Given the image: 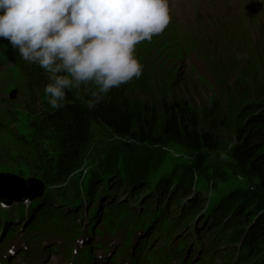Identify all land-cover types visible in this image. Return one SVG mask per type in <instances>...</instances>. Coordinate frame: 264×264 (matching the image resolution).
Instances as JSON below:
<instances>
[{"label": "rangeland", "instance_id": "374dc122", "mask_svg": "<svg viewBox=\"0 0 264 264\" xmlns=\"http://www.w3.org/2000/svg\"><path fill=\"white\" fill-rule=\"evenodd\" d=\"M170 1H173L170 4V25L151 41L138 44L137 56L148 69L143 71L141 77L152 81V86L148 87L150 92L146 96L142 94L141 89L135 88L134 93L143 100L158 103L159 106H162L163 95L176 102L177 108H183L197 117V125L201 129L210 127L211 132H208L210 129L206 132L215 134L216 145L203 146L200 150L193 149L192 146L180 144L172 137H166L161 126L149 141L116 137L114 132L106 129L107 127H99L90 145L84 149L77 168L65 175L64 182L55 184L53 189L58 194L62 189L68 190V181L94 174L98 179L100 174L110 170H119L125 176L128 175L132 186L139 191L149 185L148 177L151 173H157L159 184L168 187V182L172 180L195 179L206 187L201 193L199 191V195L202 194L205 199L204 204L208 202L206 197L212 194L211 199L220 205L221 211H235L227 221L228 229L224 231L229 235L227 247H234L245 239L243 232L238 229L244 220L238 219L237 215L241 212L259 213L264 207V182L253 179L246 166L234 157L238 143L245 137H251L248 134L252 132L249 118L264 109V57H257L255 51H248L250 46L255 45L259 46L257 51L264 54V1ZM210 23L217 27L219 33L213 32V25L210 26ZM22 82L14 76L0 77L1 106L8 104L6 97L10 95L11 90L18 89L19 102L17 106L11 105L17 121L23 117L21 115L24 117L20 121L26 119V115L33 116L32 109L41 112L55 110L47 102L44 87H31L32 90H28ZM86 88L81 86L71 91L77 98L84 99ZM241 92L243 95L239 94ZM219 108L223 109V112ZM217 115L222 117L218 119ZM211 119L216 128L209 124ZM23 123L32 126L31 120ZM45 137L46 135L38 141L41 144L40 150L42 156L46 153L51 156L52 167L56 170L60 167L58 160L62 150L54 139H44ZM0 144L4 145L2 142ZM12 144L13 141L8 148L0 147V173L39 179L41 171H38L39 165L35 164L43 163L40 156L26 151L27 148ZM199 157L202 158V164L197 167ZM215 173H222V177H213ZM70 174L73 175L72 178ZM28 200L25 202L26 210L31 202ZM176 200H179V197L175 193L170 198L175 212L178 211V208H174L177 207ZM5 208L7 209H0V228L3 223L14 221L12 218L3 219L4 211V217L15 216L13 212L8 211L11 206ZM21 218L22 216L16 221L17 225ZM124 230L125 228L118 229L116 235L121 236ZM94 241H100V238L95 237ZM53 245L57 247V251ZM77 246L81 249L82 244L78 242ZM10 248L14 249L15 254L10 255ZM21 249H29L28 256L24 257L20 253ZM92 251L98 258L104 255L103 247L93 248ZM81 254L80 250L72 260L71 255L67 256L65 245H62L61 239L56 236L41 238L35 248L30 250L25 238L22 239V235L18 233L0 252V256L10 264H80ZM221 261L222 259L218 262Z\"/></svg>", "mask_w": 264, "mask_h": 264}, {"label": "clouds", "instance_id": "9594fccd", "mask_svg": "<svg viewBox=\"0 0 264 264\" xmlns=\"http://www.w3.org/2000/svg\"><path fill=\"white\" fill-rule=\"evenodd\" d=\"M172 22L170 0H0V39L47 74L53 109L91 85L88 107L143 75L137 45Z\"/></svg>", "mask_w": 264, "mask_h": 264}, {"label": "trees", "instance_id": "16d2710c", "mask_svg": "<svg viewBox=\"0 0 264 264\" xmlns=\"http://www.w3.org/2000/svg\"><path fill=\"white\" fill-rule=\"evenodd\" d=\"M146 67L144 65V70L148 71ZM32 69L35 70H33L34 73L31 72ZM25 72L35 78L33 79L35 87H44L49 82L47 74L38 65L31 64ZM150 81L145 77H140L128 84L113 88L103 101L93 108H89L87 103L91 91V87L88 86L85 89L84 99L77 98L71 90H67L64 107L46 112L37 110L45 114V123L41 125L43 128L48 127L45 138L54 139L62 150L58 160L60 167L54 170L51 156L47 153L42 156V150L38 149L37 154L41 153L40 159L43 163L35 164V166L39 165L38 171H41L40 176L47 186L62 184L63 179L66 178L65 175L77 168L84 149L90 145L99 127H107L106 129L114 132L116 137L149 141L152 134L161 126L166 137H172L180 144L185 143L193 149L200 150L203 146L216 145L214 144L215 134L208 133L211 132L210 127L201 129L197 125V117L183 108H177L176 102L168 100L163 95L162 106H159L156 102L137 97L134 93L135 88L141 89L142 94L148 96L150 92L148 87L152 86V81ZM239 94L243 95L242 92ZM32 110L36 114V109ZM219 110L223 112V109L219 108ZM220 117L222 116L217 115L216 118L220 119ZM209 124L216 128L213 120ZM249 124L252 132L248 134L251 137H245L242 142L238 143L235 156L240 163L246 166L253 179L264 182V109L251 115ZM207 130L209 131L206 132ZM199 163L201 165V160ZM69 176L73 177L71 174ZM76 180L79 181V179ZM76 180L73 181L74 186L79 184ZM247 220L251 221L252 218L248 216ZM253 238L264 244V216L256 222Z\"/></svg>", "mask_w": 264, "mask_h": 264}, {"label": "bare ground", "instance_id": "6f19581e", "mask_svg": "<svg viewBox=\"0 0 264 264\" xmlns=\"http://www.w3.org/2000/svg\"><path fill=\"white\" fill-rule=\"evenodd\" d=\"M211 25H213L212 23H210V26ZM214 26V25H213ZM212 26V27H213ZM4 40V39H3ZM10 52L11 51H9L8 52V54H9V56L8 57H11L10 56ZM26 75H28L26 72H24ZM29 76V75H28ZM24 82H27L26 80H24ZM32 127V126H31ZM25 132H26V130H25ZM19 137H20V140L22 141V137L23 136H21V134H20V132H19ZM19 178L20 179H23L24 181H25V184H26V190L27 191H29V190H34L36 187H38L39 185H41L42 187H46L47 186V183L40 177L39 179L38 178H32V179H30V180H28V181H26L25 180V178L24 177H22V176H19ZM84 178V177H83ZM82 178V179H83ZM82 179H79V184L78 185H76V186H74L73 187V189H72V192H71V194L73 195V196H75V195H80V193L83 191V188L87 185V182L86 181H84V182H82ZM97 181V183L98 184H102V183H104L103 181H100V180H96ZM15 183H17V182H15ZM18 184V183H17ZM89 187H93L92 185H90ZM48 188L50 189L51 188V186H48ZM143 190V189H142ZM108 196H109V192H105V193H102L101 194V197L102 198H104V199H107L108 198ZM81 197V196H80ZM41 198H49V194L47 193V191H45L44 193H40L39 195H37V196H35V197H33V198H30V200H31V202H33V203H35V204H37L38 205V207H36L35 208V211L33 212V215L35 216V213H41L42 215H43V222H42V224L43 223H48V222H53V221H56L57 222V227L59 228V230H60V232L63 234V236L64 237H68L69 238V235H70V233H71V230L69 231V230H66V228L68 227V228H70L71 229V223H77V224H80V222H81V220H82V218L81 217H83V216H80V215H78L79 213L75 210L76 208V206H73V205H69V204H67L66 202L65 203H63V204H61V210H58L57 211V214H58V217H59V219L58 218H51V217H49L48 216V214H45V213H43V211H44V208H43V205H42V203L41 202H39V200L41 199ZM93 200V199H92ZM18 201V200H17ZM90 202V201H89ZM89 202L87 203V205H89ZM21 208V210L22 209H24V208H26L25 206H21V207H19L18 205H15V209L14 208H10L9 209V211H14V210H16V212L14 213L15 214V216H10L9 218L11 219H14V221H13V223L15 224V225H12V226H16V227H18V228H21V222L17 225L16 224V221H19V209ZM67 217H69V218H71V220L70 219H68ZM95 217V216H94ZM22 221V220H21ZM38 221L39 222H41L42 221V218H40V219H38ZM38 221H36V220H33V221H28L27 222V224H26V228H28V229H36V230H38V232H37V234L36 235H33L32 236V239H29L26 243H27V247L28 248H30V250H32V248H35V245H36V243L38 242L37 240L39 239V238H42V237H44V235H42V233L41 232H39V229H40V226H41V224L38 222ZM9 230H11L10 229V227H9ZM45 230H46V228H45ZM117 230H115V232H116ZM1 232V231H0ZM36 236H38L36 239H35V237ZM104 239L103 240H105V241H109V237H108V235H105L104 237H103ZM110 243H112L113 241H109ZM109 243V244H110ZM1 244H3V241L0 239V249H1ZM5 244V247H6V243H4ZM29 246H31V247H29ZM109 248H111V247H109ZM108 248V249H109ZM25 250H29V249H25ZM58 250V249H57ZM0 252H1V250H0ZM31 254L33 253L32 251L30 252ZM13 254H15V252H13ZM106 258H107V256H106ZM104 259H105V257H104Z\"/></svg>", "mask_w": 264, "mask_h": 264}, {"label": "water", "instance_id": "95a60500", "mask_svg": "<svg viewBox=\"0 0 264 264\" xmlns=\"http://www.w3.org/2000/svg\"><path fill=\"white\" fill-rule=\"evenodd\" d=\"M6 177H8V175H0V201L9 203L14 200L33 198L39 195L42 191L43 187L41 185L36 187L33 191H27V187L23 179L13 176L11 177L13 178V180H10V182H8V180H6ZM15 182H17L18 184Z\"/></svg>", "mask_w": 264, "mask_h": 264}]
</instances>
